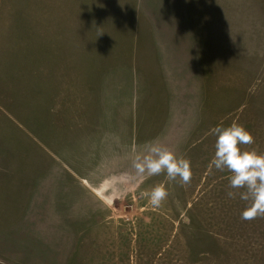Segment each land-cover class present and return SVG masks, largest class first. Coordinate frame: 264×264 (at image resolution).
<instances>
[{
    "label": "rangeland",
    "instance_id": "1",
    "mask_svg": "<svg viewBox=\"0 0 264 264\" xmlns=\"http://www.w3.org/2000/svg\"><path fill=\"white\" fill-rule=\"evenodd\" d=\"M84 1L82 6L75 0L79 25L82 8L90 29L99 15L108 20L105 13L114 11L109 39L123 50L122 36L138 3L176 0ZM185 2L188 38L201 41L206 59L212 51L213 102L188 104L179 131L184 136L159 140L191 160V182H169L163 173L138 177L124 166L121 178L101 188L107 197L97 202L63 171L59 177L51 172L47 149L32 138V111L6 102L13 121L0 110V264H264V218L242 220L245 202L227 196L231 173L211 166L212 129L221 123H242L254 137L253 145L242 147L264 152V0ZM202 64L207 66L205 59ZM203 90L202 97L210 91ZM156 112L147 137L165 119L161 109ZM61 134L54 143L58 162H80L81 155L66 151ZM157 184L168 196L154 208L141 194Z\"/></svg>",
    "mask_w": 264,
    "mask_h": 264
},
{
    "label": "crops",
    "instance_id": "2",
    "mask_svg": "<svg viewBox=\"0 0 264 264\" xmlns=\"http://www.w3.org/2000/svg\"><path fill=\"white\" fill-rule=\"evenodd\" d=\"M138 6L122 36L127 46L115 50L109 39L114 11L105 13L108 20L99 15L90 29L84 8L79 25L75 0H0L1 113L13 121L6 102L32 111V138L47 149L51 172L59 177L63 171L97 202L121 178V168H130L133 148L184 136L183 108L213 102L212 51L206 59L201 41L190 33L188 38L185 0ZM203 89H210L204 97ZM156 109L165 119L147 137ZM60 134L66 151L82 156L80 162H58L54 143Z\"/></svg>",
    "mask_w": 264,
    "mask_h": 264
},
{
    "label": "clouds",
    "instance_id": "3",
    "mask_svg": "<svg viewBox=\"0 0 264 264\" xmlns=\"http://www.w3.org/2000/svg\"><path fill=\"white\" fill-rule=\"evenodd\" d=\"M215 139V152L211 166L216 170H227L229 190L227 196L245 202L241 219L251 221L264 218V152L255 147H242L254 144L252 133L240 122L218 124L212 129ZM131 168L135 176L166 175L169 182L188 185L192 178L191 160L178 155L175 150L159 139L147 141L140 148H133L130 156ZM243 190V191H240ZM149 204L158 208L166 200L168 192L163 184H157L150 192Z\"/></svg>",
    "mask_w": 264,
    "mask_h": 264
}]
</instances>
